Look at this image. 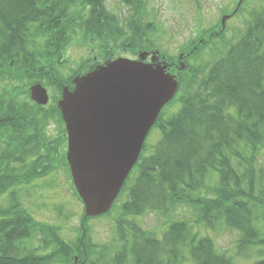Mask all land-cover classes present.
I'll return each instance as SVG.
<instances>
[{
	"label": "trees",
	"instance_id": "obj_1",
	"mask_svg": "<svg viewBox=\"0 0 264 264\" xmlns=\"http://www.w3.org/2000/svg\"><path fill=\"white\" fill-rule=\"evenodd\" d=\"M123 1L133 9L130 25L140 32L133 37L139 38L134 41L138 45L134 53L157 49L163 54L160 44L157 47L144 37L154 30V23L144 20L146 4ZM105 2L0 0V139L6 142L0 154V200L5 194L11 199L9 207L0 205V264H76V255L79 264H96L90 254L95 255L97 247L85 241V234L76 243L66 242L56 227L36 220L22 208L16 187L48 176L56 163L66 165L71 177L67 149L53 147L48 140L43 106L30 99L28 86L33 81L57 79L76 32L100 38L118 31ZM82 6L88 7L87 17L80 11ZM224 31L221 26L208 39ZM197 48L185 51L184 61ZM175 58L173 68L179 55ZM88 62L68 78L69 84L75 75L99 64L85 68ZM185 66L179 70L189 67ZM179 81V92L169 103L178 104L179 109L170 116L164 111L160 114L152 128L161 132L154 151L147 153L146 142L105 214L110 216L118 209L119 235L126 241L117 255L120 264H233L211 238L200 237L187 221L170 222L158 238L135 219L148 212L167 216L177 204L197 207L203 222L221 220L238 230L243 248L264 246V7L251 13L241 37L226 45L206 78L197 84ZM60 83L54 80L50 85L61 96ZM56 111L61 115L56 105L46 112L47 118ZM63 141L61 136L57 143ZM84 218L91 219L85 214ZM34 233L43 235L36 247Z\"/></svg>",
	"mask_w": 264,
	"mask_h": 264
},
{
	"label": "rangeland",
	"instance_id": "obj_2",
	"mask_svg": "<svg viewBox=\"0 0 264 264\" xmlns=\"http://www.w3.org/2000/svg\"><path fill=\"white\" fill-rule=\"evenodd\" d=\"M142 1L146 4V19L144 20L154 23L153 32H147L144 37L154 41L155 45L160 44L159 49L165 53L163 56H167L171 60L168 61L169 63L176 59L175 57H178L182 51L189 52L194 47H198L192 57L187 61H178L176 67L171 71L185 85L194 81L197 84L206 78L216 57L225 50L226 45L231 42L235 43L241 37L250 21L251 13L264 7V0ZM239 5L237 12L226 19L225 28L222 30H225L223 34L208 39L210 33L221 31L222 17L230 15ZM105 6L109 14L115 16L119 32L114 29L101 35L100 38L97 34L85 33L83 36L76 32L75 35L78 36L69 43L67 63L63 66L61 74L57 75V79H46L44 83H41L47 88L50 97L49 103L43 106L41 115H45L44 128L53 147L56 145V147L60 146L66 150L67 136L65 124L60 120L61 115L57 111L54 114L51 113L50 118H47L46 115V112L51 111L61 98L58 89L50 85L52 81L59 80L63 87H71L73 83L69 84L68 78L87 60L89 62L85 68L92 66V64L95 66L98 63L101 64L110 56L112 59L138 58L134 53V46H138L134 44V41L138 37L135 40L133 37L137 33L139 35L140 32H135L134 29L136 28L132 24L130 25L132 20L129 18L133 12L131 5L123 0H106ZM87 10L88 7L82 6L80 11L87 17ZM102 36L106 37L102 38ZM202 39L204 42L199 43ZM192 41L195 42L187 45ZM206 43L208 44L205 45ZM158 45L156 46L158 47ZM181 62L184 65L187 63L190 68L187 66L186 70H179ZM88 71L90 69L86 70V72ZM35 83L33 81L28 87L30 88ZM23 87L24 83L21 88ZM178 109L179 105L176 103L172 106L167 105L164 108L165 116H170ZM61 136L64 137L65 141L59 144L57 141ZM160 137V130L152 129L147 138V153L154 151ZM5 143L4 140L0 139V154ZM16 191L22 208L36 220L48 226L56 227L66 242L76 243L82 234H85V241H90L92 245L97 247L96 254H90V258L94 259L96 264H120L117 255L122 253L126 241L122 240L121 235H119L118 209L115 208L110 216L102 215L86 220L84 218V204L76 193L66 165L56 163L48 176L35 179L29 184L19 185L16 187ZM9 196L5 194L1 197L0 205H3L4 208L10 206L11 199ZM135 219L144 229L158 238L163 236L170 222L184 220L189 222L188 224L200 237L211 238L220 252L231 257L233 264H257L264 261L263 245L241 247L242 235L238 230L230 228L221 220L214 222V224L203 222L200 219V210L192 205L177 204L167 216L157 212H148L137 216ZM42 237V234L34 233L33 246H39ZM26 245L30 247L31 243H26ZM121 264L132 263L128 261Z\"/></svg>",
	"mask_w": 264,
	"mask_h": 264
},
{
	"label": "water",
	"instance_id": "obj_3",
	"mask_svg": "<svg viewBox=\"0 0 264 264\" xmlns=\"http://www.w3.org/2000/svg\"><path fill=\"white\" fill-rule=\"evenodd\" d=\"M226 17L223 18L225 23ZM117 58L74 78V89L63 88L58 106L68 134L66 158L86 216L108 212L137 163L145 140L179 83L165 60ZM31 98L47 105L40 83Z\"/></svg>",
	"mask_w": 264,
	"mask_h": 264
}]
</instances>
